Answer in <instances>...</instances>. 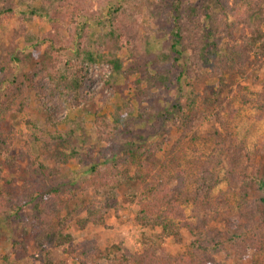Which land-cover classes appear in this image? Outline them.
Here are the masks:
<instances>
[{"label":"trees","instance_id":"trees-1","mask_svg":"<svg viewBox=\"0 0 264 264\" xmlns=\"http://www.w3.org/2000/svg\"><path fill=\"white\" fill-rule=\"evenodd\" d=\"M83 1L0 0V28L17 13L20 27H25L37 15L46 18L50 25L43 43L29 54L16 56L9 51L7 58H0V216L15 215L26 202L34 201L32 212L37 231L32 248L66 247L65 254L70 257L69 261L45 257L37 260L39 264H223L226 261L244 264L250 249L255 252L250 264H264V166L257 168L253 159L264 160V142L254 152H249L245 142L234 136L228 122L223 117L217 118L220 127L213 128L205 138L213 146L210 153L203 154L201 161L199 158L188 159L185 144L189 143H184V140L194 143L202 139L194 128L200 124L199 115L204 110L202 107L191 108L192 100L189 99L180 100L172 108L143 109L136 118L131 99L109 116L102 113L103 106L97 111L94 121L99 145L97 156L103 164L98 162L91 168L94 198L89 203H76L77 194L73 191L66 193L62 188L36 190V193L26 196L16 195L1 185L3 172L19 163L25 165L28 177H64L70 173L69 168L57 165V159L65 164L80 163L82 154L73 150L71 155L65 156L59 149L70 139L82 137L85 129L82 118H78L77 122L61 130L59 111L67 106L79 108L97 95L92 89L94 82L89 74V64L103 60L110 67L114 81L125 76L123 60L117 53L136 35V25L125 27L128 35L115 32L114 28L119 26L123 17L121 6H118L107 12L110 27L105 33L92 36L87 26L82 28L81 34L76 33L73 25L84 18V14L96 15L93 11L83 10ZM163 3L164 0L147 3L145 13L152 22L155 23L157 16L154 8ZM17 4L26 5L25 9L18 12ZM182 6L179 1L175 7V20L178 22L170 31V38L161 43L155 54L158 67L167 68L177 63L186 49L184 43L188 41L193 45L192 51L198 52L200 66L210 68L219 80L217 88L213 86L205 90L203 107H221L232 120L237 112V108H232L234 101L249 93L248 89L239 86L232 97L228 96L232 91L228 80L238 73L244 80L261 87L262 90L253 96L256 97V106L264 113V0H205L200 9L190 6V20L200 10L210 23V30L203 34L199 33L201 28L193 25V21H190L192 26L184 23L186 20L182 15L186 8ZM230 16L236 20L241 17L243 21L238 39L235 36L238 27L227 22ZM218 25L224 27L223 33L231 39L230 42L224 43L222 37L216 38ZM70 45L76 46L74 59L66 57ZM13 61L31 68L28 80L34 90V98L47 115L43 127L26 122L39 134L34 136V140L40 153L35 154L30 142L18 138V128L10 119L12 115L18 118L26 114L31 106L28 88L11 78L10 64ZM169 76L159 70L154 78L150 73L138 79L127 76L126 83L136 90L140 99L157 102L164 98L162 94L166 93ZM101 79L107 85L111 84L103 76ZM106 101L105 98L104 103ZM185 108L188 113L184 112ZM155 109L172 127L178 124L177 128L182 127L179 141L164 152L162 143L135 150L126 148L130 143L126 137L131 135L134 122L146 120ZM189 136L193 138L189 139ZM17 144L20 145L19 152L13 155ZM161 152L163 159L158 161L157 155ZM220 166L224 168L229 190L235 192L232 186L238 187L239 200L236 203L230 202L229 190L214 195L220 183ZM250 171H254L253 174ZM252 182L262 194L257 199L249 197ZM29 184L34 185V182ZM124 185L127 186V201L137 205L134 221L142 230V251L132 252L124 247L122 241L104 250L93 243L75 247L73 236L67 231L69 226L75 222L80 229L89 224L106 227L108 214L118 215L116 192ZM223 207L225 211H221ZM15 217L19 219L18 214ZM221 227L230 234L231 253L225 248ZM188 238L191 242L186 252L174 256L160 253V246L170 240L181 244ZM17 246L19 244L12 245L13 251Z\"/></svg>","mask_w":264,"mask_h":264},{"label":"rangeland","instance_id":"rangeland-1","mask_svg":"<svg viewBox=\"0 0 264 264\" xmlns=\"http://www.w3.org/2000/svg\"><path fill=\"white\" fill-rule=\"evenodd\" d=\"M149 1L157 2L160 0H85L81 3L85 12L93 11L96 15L95 17H90V15L84 14V18L82 17L73 25L76 33L80 32L81 34V30L85 26L92 33V36L105 33L110 27V24L107 22V12L118 6H121L120 12H123V17L119 26L114 28L115 32L117 34L122 33V35H128L125 27L133 26V24L136 25V35L133 36L128 44H124L117 53L118 58L123 60L125 76H121L117 78V81H114L115 79L110 67L103 60L89 64V74L94 82L92 89L97 95H95L93 100L84 103L79 108L67 106L59 111V128L61 130L66 129V126L70 123L77 122L78 118H82V126L85 129L82 137L79 136L70 139L59 149L60 153L65 156L71 155L73 150H77L82 154L83 160L80 163L70 162L65 164V162L60 163L57 159V165L61 168H69L70 173L64 177H58V175L45 176L41 179L36 175L28 177L25 165L19 163L13 169L3 172L4 181L1 184L3 187L16 195L25 194L26 196H29L31 193H36V190L62 188L66 193L73 191L77 194L76 203L78 201L89 203L94 198L91 186L94 175L91 168L98 162L99 164H103L97 156L99 145L96 141V128L94 125L97 111L103 106L101 109L102 113L109 116L116 111V108L122 106L129 99L132 100L135 109V118L139 117L138 113L143 109L172 108L183 99L192 100L191 108L193 107V109L196 107H202L204 109L201 110V115H199L200 124L194 128V131L199 132L202 139L194 143H190L191 141L188 139L184 140V143H189L185 144V148L188 151V159L199 158L201 161L203 154L205 156L210 153L213 146L205 138L213 128L220 127L219 123H217V118L223 117L228 122L234 136L245 142L249 152H254L256 147L264 142V113L256 106V97L253 96V93L262 90L261 87L253 85L250 80H244L243 76L238 75V73L231 80H228L230 84L229 88L232 90L231 94H228L229 97H232L237 92L239 86L249 90L246 97L238 98L239 100L234 101L232 108H237V112L231 120L229 118L230 116L227 115V111L221 107H203L205 106L203 103L205 90L208 87L213 88V86L217 88L219 86V80L217 76L213 75L210 68L203 69L200 66V62L197 59L198 52L192 51L193 45H190L188 41H185L186 49L183 50V56L177 63L167 68H160L155 61V54L161 48V43L170 38L169 33L175 28L178 22V20H175V7L179 5V1L183 4L182 7L186 8L182 15L185 17V24L192 26L191 22L193 21V25L200 26V34L210 30V23L201 15L202 11L198 10L197 15L192 16V20L188 18L189 7L194 6L200 9L205 0H164L163 4L154 8V12L157 15L155 23L145 13ZM25 6L17 4V11L24 10ZM141 8L144 10L141 11ZM18 16L19 13L13 19L4 23L0 28L1 59L7 58L6 55L9 51L13 52L16 56L29 54L37 45L43 43L44 35L50 30L48 20L44 17L39 15L34 16L31 22L25 24V27H20ZM240 19L241 17H238L236 20L230 16L227 20L229 24L238 27L235 30L237 39L240 36V30L243 26V21ZM215 30L216 38L222 37L224 43L230 42L231 39L229 37L227 38L223 33V26L218 25ZM63 31L66 33L65 28ZM130 34L132 35V33ZM75 49L76 46L70 45L66 51V57L68 59L76 58ZM221 49L224 50V46H221ZM30 70L31 68L21 65L17 61H13L10 64L12 80L16 79L17 83L25 84L28 88V96L31 99V106L26 114L18 118L12 115L10 119H12L14 125L18 128V138L30 142L32 151L36 154L40 153V151L38 144L34 140V136H38L39 134L33 127L28 126L26 122L31 121L39 127H43L47 115L41 109L39 102L34 98V90L28 80V72ZM159 70L164 73L167 72L170 75L166 83V93L165 95L162 94L164 97L163 100L160 99L157 102L154 99L144 101L138 97L139 95H136V90L129 88L126 83L127 76L138 79L150 73L154 78ZM101 76L106 80H110L111 84L107 85L105 81H102ZM157 84L160 85V81ZM105 98L108 100L106 103H104ZM248 98L251 100L248 101ZM187 111V108H185L184 112L188 113ZM160 113L155 109L154 112L149 113L150 115L146 120L140 119L137 122L135 119L136 121L134 122L135 125H133L131 135L126 137V140L130 142L127 143L126 148L135 150L143 147L148 148L155 143H162L165 147L164 152L179 141L182 135V127L177 128L176 126H179V124L172 127L170 122H167L165 117H162ZM149 117H152V119ZM73 126L75 125L73 124ZM221 131L223 130L221 129ZM87 138H89L88 142H86ZM192 138V136H189V139ZM204 140L205 142H203ZM19 149L20 145L17 144L12 154H17ZM163 152L157 155L158 161L159 159H163ZM253 159L254 166H257V168H259L258 166H264V160L260 158ZM202 160H205V158ZM218 169L220 183L214 191L215 196L220 192L229 190L223 166H220ZM253 172L250 171V174H253ZM37 178L39 179L38 181L36 180ZM30 182H34V185H30ZM255 185L254 182L251 183V194L249 196L251 199H257L259 195H262L261 192L256 190ZM231 189L235 192L229 190L227 196L231 203H236L239 200L237 193L238 187L235 185ZM126 192V185L116 192V203L119 209L118 215L116 216L113 213L108 214L105 223L106 227L89 224L83 229H80L76 226L75 222L69 226L67 231L73 236V245L75 247L85 243H93L104 250L106 247L122 241L124 247L130 249L132 252L140 253L142 251L143 245L140 242L142 230L134 221L137 205L136 203H129L127 201ZM33 202H26L25 207L17 213L19 219L15 217L17 214L0 216V264H39L37 260H44L45 257L56 261H69L70 257L65 254L66 247L52 249L44 246L42 250L32 248L33 239L37 231L32 212ZM189 210H191V207ZM225 210V207H223L221 211ZM221 231L224 233L225 248L231 253V245L228 241L230 234L222 227ZM190 242L191 240L189 238L181 244L178 241L170 240L166 245L160 246V253L164 256H174L184 253L189 248ZM13 244H19L16 251H13ZM253 255H255L254 250H248L249 258L244 261V264H250V258ZM223 264L230 263L226 261Z\"/></svg>","mask_w":264,"mask_h":264}]
</instances>
